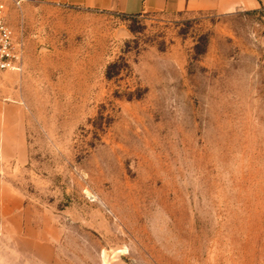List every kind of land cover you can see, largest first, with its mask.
Here are the masks:
<instances>
[{
    "label": "rangeland",
    "instance_id": "obj_1",
    "mask_svg": "<svg viewBox=\"0 0 264 264\" xmlns=\"http://www.w3.org/2000/svg\"><path fill=\"white\" fill-rule=\"evenodd\" d=\"M6 20L0 163L32 230L0 264H264V6Z\"/></svg>",
    "mask_w": 264,
    "mask_h": 264
},
{
    "label": "crops",
    "instance_id": "obj_2",
    "mask_svg": "<svg viewBox=\"0 0 264 264\" xmlns=\"http://www.w3.org/2000/svg\"><path fill=\"white\" fill-rule=\"evenodd\" d=\"M15 1V0H10ZM62 8H85L100 12H114L126 16L148 13H181L184 11H215L228 14L239 9L257 10L264 0H16ZM13 139L7 127L0 126V148L6 155L12 154ZM17 143V141H14ZM17 151L22 154V140ZM3 173V174H2ZM7 166L0 163V237L7 243L20 245L28 239L32 230L27 218L23 196L7 178ZM1 241V239H0Z\"/></svg>",
    "mask_w": 264,
    "mask_h": 264
},
{
    "label": "built area",
    "instance_id": "obj_3",
    "mask_svg": "<svg viewBox=\"0 0 264 264\" xmlns=\"http://www.w3.org/2000/svg\"><path fill=\"white\" fill-rule=\"evenodd\" d=\"M8 1L0 0V81L5 74L22 68L23 44L6 20Z\"/></svg>",
    "mask_w": 264,
    "mask_h": 264
}]
</instances>
